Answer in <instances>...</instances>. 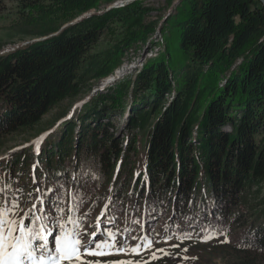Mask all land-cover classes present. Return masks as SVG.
I'll use <instances>...</instances> for the list:
<instances>
[{
  "label": "trees",
  "instance_id": "1",
  "mask_svg": "<svg viewBox=\"0 0 264 264\" xmlns=\"http://www.w3.org/2000/svg\"><path fill=\"white\" fill-rule=\"evenodd\" d=\"M6 1L19 8L14 27L21 33L36 28L34 36L55 30L46 25L56 19L73 23L102 13L0 55V150L112 76L132 46L146 45L158 26L145 22L149 10L140 0L108 11L101 8L117 0H0V11ZM177 8L162 28L166 52L133 78L92 97L79 123L64 125L55 141L46 140L36 175L46 183L47 200L49 188L65 186L59 194L66 197V209L72 205L67 220L82 191L81 163L92 157L108 178L116 175V209L139 201L148 213L165 212L163 223L179 238L205 227L216 232L223 250L239 257L235 264H264V6L259 0H182ZM117 24L127 30L124 38L95 53ZM119 114L127 116L134 134L124 136L127 149L109 131V118ZM140 135L146 171L139 173ZM32 158L23 152L0 164L8 197L16 190L36 191L21 177ZM93 187L101 199L111 193ZM144 215L147 225L150 216Z\"/></svg>",
  "mask_w": 264,
  "mask_h": 264
},
{
  "label": "rangeland",
  "instance_id": "2",
  "mask_svg": "<svg viewBox=\"0 0 264 264\" xmlns=\"http://www.w3.org/2000/svg\"><path fill=\"white\" fill-rule=\"evenodd\" d=\"M135 0H117L116 2L108 5H104L101 10L105 9L106 11L113 8L123 7L130 2ZM143 1V6L147 8L149 13L145 16V22L152 23L158 21V26L156 33L148 39L146 45L144 43H138L132 46L131 50L125 56L123 64L120 68L116 69L114 74L109 77H114L116 74L120 73L117 77V80L111 81L109 84L104 85V80L96 82L95 85L91 88L89 92L78 97L70 104H62L60 108L52 110L47 116L43 119V125L37 128L36 131L31 132L27 136H19L15 139H10L0 150V164L9 160L10 157L16 155L18 152L27 153L33 156L32 161L29 163L28 169L22 173L23 181L25 185L28 186L32 182V188H43L46 186L44 180L38 179L35 176L33 165H39L38 154L36 152L37 145L40 147L42 143L49 139L55 141L56 138L60 135L64 125L71 124L73 122L79 123L78 115L84 114L86 107H88V102L92 97H96L99 93L105 92L109 87L115 86L116 83L121 82L128 78H133L136 76L143 68L148 64V62L155 58L156 56H161L166 52V41L165 34L162 28L164 25L168 27V21L173 16L178 14V6L182 0H140ZM261 2V0H259ZM126 3V4H125ZM262 3V2H261ZM263 4V3H262ZM264 6V4H263ZM100 14L99 12H92L83 15L78 18L76 23L86 17L91 16L92 14ZM19 8L18 5L11 1H6L4 8L0 11V43H4L3 48L0 50V55L7 52H11L16 48H19L21 45H27L33 42L42 41L46 38H49L53 35H56L65 27L73 24L69 23L63 19L54 20L53 24L46 25L49 28H56L45 36H34L33 32H37L38 29L30 28L26 33H21L20 30L14 27L15 22L19 18ZM59 27L60 30H57ZM40 30V29H39ZM127 32L121 25L117 24L114 27L113 31L108 32L97 44L94 49L95 53H101L108 50L124 38V34ZM224 83V82H223ZM104 88L100 89V87ZM126 110H129L130 104L125 105ZM66 110L64 116L60 117V113ZM130 113H128L129 115ZM109 121L112 122L114 128L110 127V133H113L115 137L119 138L121 148L127 149L129 142H123L124 136L129 135L130 138L133 137V133L126 127V122L128 121L127 116L124 114L115 115L109 118ZM78 130V128H77ZM136 135V134H135ZM130 141V140H129ZM139 153L136 155L135 160L142 163V168L140 167L139 173L146 169L144 168L145 160V137L143 135L139 136L138 140ZM40 153V149H39ZM81 173L83 174V184L82 191H79L75 200L77 204L74 207L77 208V213L75 217V226L78 230H87L91 233L93 230L101 231L105 225L117 236V246L124 245L127 248L134 247L137 243L146 242V240L153 241V246L148 251H143L140 256H137L132 253L120 254V255H109V256H100V257H84L89 261H100V264H105L107 261H116V260H133L134 264L136 261L147 260L149 263L153 262L154 264H235L239 259L231 249L223 250L224 246L221 242L213 241L215 238L214 231L208 234L206 237L211 236L212 239L205 241V234L203 233L204 227H201L199 234L190 238H179L174 237H164L159 228L163 225V219L166 218L165 212H160V214H155L154 210H151L149 213L147 211L146 205L137 204L139 201L132 203L123 204L122 210L116 209L111 203L112 198L114 197V185H115V176L111 179L106 176L94 164V159L92 157L83 159L81 163ZM90 178V179H89ZM75 178H73L74 181ZM3 176L0 172V228L3 231H0V249L4 245L6 240H10L9 233L19 232L21 227L15 229L13 227L14 223L10 225L8 222L11 221L9 216H14L13 208H16L18 215L23 217L28 208L35 209L38 211L42 210L40 200L38 199V191L33 194L30 191H21L18 190L14 193V198L12 201L7 197L2 188ZM19 179L16 178V183L18 184ZM32 181V182H31ZM69 183H72L71 181ZM96 183V187L101 189L102 192H106L109 188L111 191L110 195L104 196L103 199L100 198V195H97L96 190L93 185ZM20 184L21 181H20ZM23 185V184H22ZM28 188V187H27ZM25 189V187H24ZM41 190V189H39ZM45 194L44 191H42ZM68 194H71V189L69 188ZM28 197V198H27ZM65 200V196H62ZM28 200V204L26 203ZM128 202V201H127ZM64 204V203H63ZM62 205V204H61ZM60 205V206H61ZM13 206V208L11 207ZM89 206V207H86ZM2 207L6 208L7 211H3ZM47 210L48 206L45 207ZM62 211L55 213V226L48 221L38 220L40 225L39 229H34L36 232L40 230L41 225H44L45 228L52 230V235L48 239L49 244H53V251H55V239L56 237L62 234V228L65 226L63 219L64 205L61 206ZM145 211L146 216L149 218V226L142 227V218L137 210ZM51 212V211H50ZM13 214V215H10ZM53 213L51 212V217ZM44 222V224H43ZM97 222H100V228L94 229L92 226L96 225ZM135 222V223H133ZM114 227V228H113ZM26 230L25 228H23ZM139 230H142L141 232ZM70 231V230H69ZM136 237H139L140 240H137ZM20 237H17L14 241L16 242ZM106 238V237H105ZM85 241L88 237L84 238ZM19 241L16 242L18 244ZM42 241L37 240L35 246H39ZM175 245H178L176 247ZM158 249H164V252L158 251ZM187 249V251H184ZM152 253H155L158 259H152ZM167 253V255H165ZM37 255H40V251H37ZM187 257V259H185ZM195 258V259H193ZM26 260L25 262H27ZM263 264V263H262Z\"/></svg>",
  "mask_w": 264,
  "mask_h": 264
},
{
  "label": "snow or ice",
  "instance_id": "3",
  "mask_svg": "<svg viewBox=\"0 0 264 264\" xmlns=\"http://www.w3.org/2000/svg\"><path fill=\"white\" fill-rule=\"evenodd\" d=\"M37 154H39V146L36 148ZM35 168V166H34ZM64 185H60L57 188H49V197L47 200L48 210L53 213L50 218V223L55 226V213L62 211L60 205L65 203V200L60 196V189L64 188ZM39 191V189H36ZM40 204L43 205L44 201L41 200ZM36 219H39L37 217ZM10 225L11 221L8 222ZM94 229L100 228V222L92 226ZM0 231H3L0 228ZM21 232L24 229L21 228ZM11 233H9L10 235ZM32 239L28 240L24 244L12 245L13 250H0V264H25V258L31 261V264H100V261L95 262L84 259V257H100L109 255H120L132 253L140 256L143 251H148L153 246V241L146 240V242L137 243L134 247L130 249L124 245L117 246V236L107 225L101 231L93 230L89 233L87 230H79L74 233V235L69 238L67 233H62L55 239V251L48 247V237L52 235V230L45 228L41 225L40 230L31 233ZM85 237L88 239L85 241ZM106 237V238H105ZM213 237H205V241L212 239ZM140 240L139 237H136ZM32 240H39L42 243L38 246L40 255L37 257L34 255V250L32 247ZM178 247V245H175ZM160 252H164V249H158ZM187 251V249H184ZM167 255V253H165ZM152 259H158L155 253H152ZM187 259V257H185ZM195 259V258H193ZM105 264H134L133 260H116L107 261ZM135 264H149L147 260L136 261Z\"/></svg>",
  "mask_w": 264,
  "mask_h": 264
},
{
  "label": "bare ground",
  "instance_id": "4",
  "mask_svg": "<svg viewBox=\"0 0 264 264\" xmlns=\"http://www.w3.org/2000/svg\"><path fill=\"white\" fill-rule=\"evenodd\" d=\"M126 4V3H125ZM119 74L120 73H118V74H116L114 77H108V78H106L105 80H104V85H106V84H109L111 81H115V80H117V77L119 76Z\"/></svg>",
  "mask_w": 264,
  "mask_h": 264
},
{
  "label": "water",
  "instance_id": "5",
  "mask_svg": "<svg viewBox=\"0 0 264 264\" xmlns=\"http://www.w3.org/2000/svg\"><path fill=\"white\" fill-rule=\"evenodd\" d=\"M261 2L264 4V0H261ZM46 39H48V38H46ZM46 39H44V40H46Z\"/></svg>",
  "mask_w": 264,
  "mask_h": 264
}]
</instances>
